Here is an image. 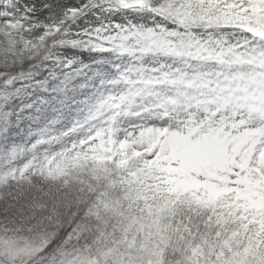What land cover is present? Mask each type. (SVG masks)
I'll use <instances>...</instances> for the list:
<instances>
[{
	"label": "snow or ice",
	"instance_id": "obj_1",
	"mask_svg": "<svg viewBox=\"0 0 264 264\" xmlns=\"http://www.w3.org/2000/svg\"><path fill=\"white\" fill-rule=\"evenodd\" d=\"M0 264H264V0H0Z\"/></svg>",
	"mask_w": 264,
	"mask_h": 264
},
{
	"label": "rangeland",
	"instance_id": "obj_2",
	"mask_svg": "<svg viewBox=\"0 0 264 264\" xmlns=\"http://www.w3.org/2000/svg\"><path fill=\"white\" fill-rule=\"evenodd\" d=\"M87 58L88 59H91L92 58V55L91 54H87Z\"/></svg>",
	"mask_w": 264,
	"mask_h": 264
}]
</instances>
